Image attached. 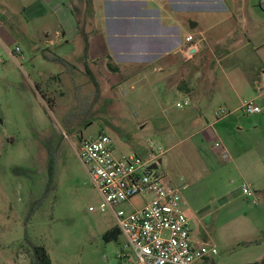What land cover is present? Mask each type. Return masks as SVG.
<instances>
[{
	"label": "rangeland",
	"instance_id": "rangeland-1",
	"mask_svg": "<svg viewBox=\"0 0 264 264\" xmlns=\"http://www.w3.org/2000/svg\"><path fill=\"white\" fill-rule=\"evenodd\" d=\"M16 4L0 0V264H29L26 238L44 245L53 264H127L119 257L127 239L121 233L109 238L118 223L101 210L102 196L77 155L80 136L94 139L102 132L118 156L149 160L151 143L163 147L158 169L181 189L192 237L216 247L219 264L259 261L264 232L255 224L258 207L243 198L235 202L239 213L227 211L218 186L226 173L215 167L225 162H206L188 130L200 104L178 108L184 95L163 97L154 66L121 84L98 75L95 84L85 72L46 61L36 22L14 13ZM252 57L253 66L264 68V50ZM227 181L240 184L235 176ZM151 199L138 196L119 209L132 212Z\"/></svg>",
	"mask_w": 264,
	"mask_h": 264
},
{
	"label": "crops",
	"instance_id": "crops-1",
	"mask_svg": "<svg viewBox=\"0 0 264 264\" xmlns=\"http://www.w3.org/2000/svg\"><path fill=\"white\" fill-rule=\"evenodd\" d=\"M16 1L14 13L36 22L43 51L63 57L76 72L121 84L154 66L163 97L184 95L199 103L188 130L206 162H225L215 167L226 173L218 186L227 211L240 212L235 202L244 203L241 188L249 186L258 199L257 231L264 232V114L240 110L244 99L264 104V68L251 64L253 53L264 50V33L257 29L264 27V0ZM190 34L193 43L186 41ZM257 39L262 41L255 45ZM219 108L228 113L218 115ZM227 176L239 179L237 188Z\"/></svg>",
	"mask_w": 264,
	"mask_h": 264
},
{
	"label": "built area",
	"instance_id": "built-area-1",
	"mask_svg": "<svg viewBox=\"0 0 264 264\" xmlns=\"http://www.w3.org/2000/svg\"><path fill=\"white\" fill-rule=\"evenodd\" d=\"M186 41L193 43L195 36L188 35ZM189 104L185 101L177 103V107L185 108ZM240 110L246 115L264 114V104L255 98L244 99ZM227 113L220 109L217 114ZM151 146L149 160L132 154L118 156L112 138L102 132L94 139L84 140L77 155L102 196L101 210L114 214L121 234L127 239L120 258L127 264H200L216 256L218 250L193 241L191 223L183 210L181 189L169 183L159 167L152 168L165 150L160 145L151 143ZM241 190L250 204H258L249 186L244 185ZM138 196L152 199L141 208L134 207L132 212L119 209Z\"/></svg>",
	"mask_w": 264,
	"mask_h": 264
},
{
	"label": "trees",
	"instance_id": "trees-1",
	"mask_svg": "<svg viewBox=\"0 0 264 264\" xmlns=\"http://www.w3.org/2000/svg\"><path fill=\"white\" fill-rule=\"evenodd\" d=\"M87 49H88V43H87V48H86V57H87ZM43 52H44L43 56H44V59L46 61L62 65L65 68V70L70 72V73L72 70L76 69V67L73 64H71L69 61H67L63 57L57 55L56 53L48 51V50H45ZM109 66L113 72L119 71V69L115 68L112 64H109ZM87 74L90 76V79L92 80V82L97 84L95 78L93 77V75L88 70H87ZM38 88L40 89L41 87L38 86ZM79 140L81 142H83L85 139L83 140V137L80 136ZM57 150L52 153V155L49 159V173L51 176H53V167H54V162H55V158H56L55 156H56ZM116 233H121V232L118 229L117 231L110 233L109 238L111 236L115 235ZM25 242H26V245L28 248L27 250L30 254V263L29 264H53L51 255L44 245H41V244L34 242L31 238H26ZM257 242L258 241H256V243ZM23 245H25V244H23ZM26 245H25V247H26ZM204 262H205V264H218L215 261V259H213L212 257L206 258L204 260ZM248 264H264V258L261 261L248 263Z\"/></svg>",
	"mask_w": 264,
	"mask_h": 264
},
{
	"label": "water",
	"instance_id": "water-1",
	"mask_svg": "<svg viewBox=\"0 0 264 264\" xmlns=\"http://www.w3.org/2000/svg\"><path fill=\"white\" fill-rule=\"evenodd\" d=\"M193 27H195V26H193ZM161 163H162V160H159L158 163H156V164H154V165L152 166V168H153V169H157V168L159 167V164H161Z\"/></svg>",
	"mask_w": 264,
	"mask_h": 264
}]
</instances>
